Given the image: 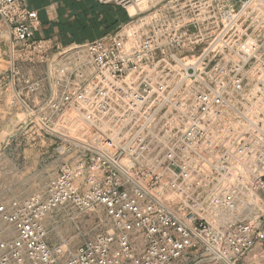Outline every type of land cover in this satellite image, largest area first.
Segmentation results:
<instances>
[{
    "label": "built area",
    "instance_id": "1",
    "mask_svg": "<svg viewBox=\"0 0 264 264\" xmlns=\"http://www.w3.org/2000/svg\"><path fill=\"white\" fill-rule=\"evenodd\" d=\"M96 1L128 19L62 48L0 0V102L74 152L0 204V264H264V1Z\"/></svg>",
    "mask_w": 264,
    "mask_h": 264
},
{
    "label": "rangeland",
    "instance_id": "2",
    "mask_svg": "<svg viewBox=\"0 0 264 264\" xmlns=\"http://www.w3.org/2000/svg\"><path fill=\"white\" fill-rule=\"evenodd\" d=\"M223 1L226 2L225 6L231 8L238 6L239 2ZM145 7L143 3L140 9ZM134 12L130 8V13ZM20 70L23 74L27 68L20 66ZM36 71V74L40 73V70ZM2 89V93L7 96L8 91ZM21 98L22 102L17 100L14 104H10L8 99L0 102V204L9 207L17 206L28 195L43 188L48 179L57 174L66 161H70L74 153L65 150L63 155L58 150L62 141L41 128V124L24 107V103L30 106L33 102L27 101L25 96ZM63 229L60 228L62 235L73 232L71 228ZM50 236L53 241L59 238L54 230L50 231Z\"/></svg>",
    "mask_w": 264,
    "mask_h": 264
},
{
    "label": "crops",
    "instance_id": "3",
    "mask_svg": "<svg viewBox=\"0 0 264 264\" xmlns=\"http://www.w3.org/2000/svg\"><path fill=\"white\" fill-rule=\"evenodd\" d=\"M162 0H144L153 6ZM38 12L37 38H52L59 46L69 47L106 38L128 19L124 9L96 0H22Z\"/></svg>",
    "mask_w": 264,
    "mask_h": 264
}]
</instances>
